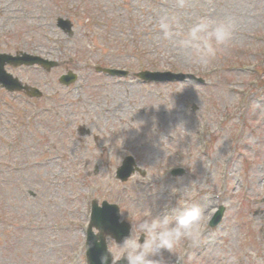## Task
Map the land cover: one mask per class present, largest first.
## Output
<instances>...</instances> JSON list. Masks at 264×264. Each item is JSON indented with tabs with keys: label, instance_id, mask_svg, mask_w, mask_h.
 <instances>
[{
	"label": "rangeland",
	"instance_id": "obj_1",
	"mask_svg": "<svg viewBox=\"0 0 264 264\" xmlns=\"http://www.w3.org/2000/svg\"><path fill=\"white\" fill-rule=\"evenodd\" d=\"M47 1L0 0V34L6 31L0 51L18 40L25 41L27 47L37 38L38 52L46 50L42 55L60 59L49 74L33 69L21 71L20 76L53 97V104L50 99L36 104L55 108L53 116L43 113L38 119L36 114L31 120H40L44 127L40 126V132L55 138L56 150L63 151L56 160L53 155L50 158L58 179L53 186L50 167L34 162L43 157V144H36L35 136L30 142L25 135L24 144L0 143V157H5L1 152L4 147L5 151L11 149L6 158L18 161L15 172L0 167V264H83V255L73 260L69 251L83 238L82 223L90 201L117 202L121 213L130 218L148 205H154L156 213L168 203L166 195L172 188L171 181L164 179L165 169L181 165L180 161L192 164L188 168L194 176L191 172L182 174L181 188L190 190L204 209L205 220L214 204L225 206L219 225L204 230L203 243L192 250L184 264H264V85L260 84L252 97H244V91L251 87L246 82L264 79V70H255L264 67V0H189L186 11L191 16L211 11L217 18L237 21L230 49L207 65L193 64L156 39L153 24L158 14L173 10L175 0H73V5L89 11L102 6L99 21L114 10L117 15L111 22L122 29L118 31L114 24L92 26L85 15L73 18L69 38L55 28V15L48 16L47 7L41 11L46 16L36 17L38 8ZM23 12L28 13L26 19L20 17ZM134 17L140 22L129 25L127 18ZM20 27L31 29L19 32ZM11 34L18 38L9 39ZM43 34L51 41L60 40L58 58ZM106 37L120 39L123 49L111 46ZM134 46L149 52L139 54ZM134 57L159 60V66L193 73L204 83L149 86L129 78L104 79L101 74L94 78L86 65L120 60L130 65L137 63L132 62ZM66 69L74 70L79 81L65 90L57 85V77ZM77 125L81 127L78 133ZM200 125H205V144H199ZM221 129L211 140V132ZM66 132H71L67 139ZM197 149H205V161L201 154L196 156ZM182 151L188 156L177 160L176 153ZM126 154L135 158L144 175L121 183L114 179V168ZM198 157L203 160V170ZM46 159L45 164L49 163ZM0 165L8 167L10 161H0ZM181 201L182 195L176 205ZM18 214L24 224L37 226L35 234L12 228ZM3 243H7L6 249L1 248ZM183 249L182 245L177 254Z\"/></svg>",
	"mask_w": 264,
	"mask_h": 264
},
{
	"label": "clouds",
	"instance_id": "obj_2",
	"mask_svg": "<svg viewBox=\"0 0 264 264\" xmlns=\"http://www.w3.org/2000/svg\"><path fill=\"white\" fill-rule=\"evenodd\" d=\"M188 6L189 0H175L173 10L158 14L153 30L165 48L179 51L193 64L207 65L230 49L237 21L232 17L217 18L211 11L191 16L186 11ZM177 194L182 195L181 203H166L156 213L154 205L141 208L131 218L121 213V222L129 225L128 235L120 241L108 237L110 246L100 257V264H118L121 260L125 264H170L173 258L177 264H184L185 258L190 259L192 250L204 241L206 217L190 190L171 188L170 196ZM182 245L183 257L177 255Z\"/></svg>",
	"mask_w": 264,
	"mask_h": 264
},
{
	"label": "water",
	"instance_id": "obj_3",
	"mask_svg": "<svg viewBox=\"0 0 264 264\" xmlns=\"http://www.w3.org/2000/svg\"><path fill=\"white\" fill-rule=\"evenodd\" d=\"M111 221L113 222V218H111ZM95 223H98L97 219L94 220ZM103 228H108L106 225L103 224Z\"/></svg>",
	"mask_w": 264,
	"mask_h": 264
}]
</instances>
